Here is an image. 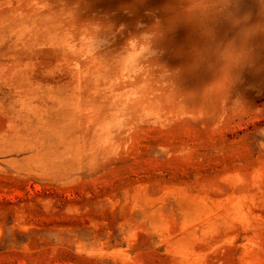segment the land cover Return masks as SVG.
<instances>
[{
    "label": "rangeland",
    "instance_id": "obj_1",
    "mask_svg": "<svg viewBox=\"0 0 264 264\" xmlns=\"http://www.w3.org/2000/svg\"><path fill=\"white\" fill-rule=\"evenodd\" d=\"M0 264H264V0H0Z\"/></svg>",
    "mask_w": 264,
    "mask_h": 264
},
{
    "label": "clouds",
    "instance_id": "obj_2",
    "mask_svg": "<svg viewBox=\"0 0 264 264\" xmlns=\"http://www.w3.org/2000/svg\"><path fill=\"white\" fill-rule=\"evenodd\" d=\"M222 52H223V51H222ZM222 52H221V53H222Z\"/></svg>",
    "mask_w": 264,
    "mask_h": 264
}]
</instances>
